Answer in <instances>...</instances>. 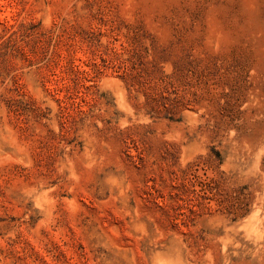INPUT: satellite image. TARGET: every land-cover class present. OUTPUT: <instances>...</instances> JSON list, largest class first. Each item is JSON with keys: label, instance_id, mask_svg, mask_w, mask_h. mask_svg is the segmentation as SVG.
<instances>
[{"label": "rangeland", "instance_id": "374dc122", "mask_svg": "<svg viewBox=\"0 0 264 264\" xmlns=\"http://www.w3.org/2000/svg\"><path fill=\"white\" fill-rule=\"evenodd\" d=\"M0 264H264V0H0Z\"/></svg>", "mask_w": 264, "mask_h": 264}]
</instances>
